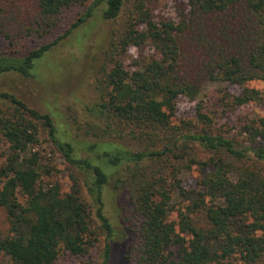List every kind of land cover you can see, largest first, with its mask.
I'll return each mask as SVG.
<instances>
[{"label":"trees","instance_id":"16d2710c","mask_svg":"<svg viewBox=\"0 0 264 264\" xmlns=\"http://www.w3.org/2000/svg\"><path fill=\"white\" fill-rule=\"evenodd\" d=\"M149 1L0 0V37L31 46L0 52V76H33L101 10L111 23L124 17L96 97L81 111L41 113L0 92V137L10 144L0 167L9 222L0 264H56L62 250L84 258L102 238L100 264H264V115L222 131L199 102L198 124L172 122L180 97L196 101L218 82L244 87L240 96L221 92L222 117L264 108V89L246 87L264 83V0H188L179 22L161 23ZM147 44L155 55L128 71L121 55ZM41 135L71 169L69 192L41 183L44 166L31 154ZM193 172L198 188L186 189L183 176ZM110 185L127 197L132 234L108 215Z\"/></svg>","mask_w":264,"mask_h":264},{"label":"rangeland","instance_id":"374dc122","mask_svg":"<svg viewBox=\"0 0 264 264\" xmlns=\"http://www.w3.org/2000/svg\"><path fill=\"white\" fill-rule=\"evenodd\" d=\"M149 6L158 23L163 21L179 22L181 15L188 10V0H150ZM101 11L97 12L96 16L85 22L70 37L46 55L37 69L33 71V76L24 77L17 73L1 75L0 92L15 94L29 107L41 113H47L51 108H54L55 110H62V113L67 115L69 112L64 109L68 107L81 111L84 104L92 103L96 97V81L101 76V68L107 60V54H109L108 43L112 32L116 28H121L124 19L122 16L114 23L105 21L101 19ZM30 47L28 44L11 46L0 37V52L13 53L18 51L24 53ZM154 55V48L147 44L141 48H128L127 52L121 55V59L126 69L133 71L137 61H147ZM246 87L263 90L264 83L254 81L248 83ZM243 90L244 87L228 83L208 84L198 100L191 101L186 97H180L177 100V110L172 122L180 124L181 121L187 120L198 124L197 109L199 102H203V112L213 118L214 127L222 129V131H230L235 128L241 118L263 116L264 108L256 104L239 107L234 111L227 112L224 117L221 116L220 109L218 113L216 112L217 99L221 92L240 96ZM73 115L76 114L73 113ZM9 148L10 144L0 137V167L6 164ZM31 154H37L40 163L44 166L42 184L59 185L63 192L71 190V169L62 156L54 150L47 135H41L39 144L32 148ZM196 176H198L197 172L183 176L186 189L198 188ZM111 189L114 190L112 185L109 186L110 191ZM114 193L111 191L106 198L108 215L117 225L127 227L126 229L131 233L132 229H135L136 218L131 208L127 206V197L123 192H119L118 195ZM119 196L122 197L118 199ZM20 200L24 203L26 198L21 195ZM170 218L176 219L177 216L174 215ZM8 228L7 214L0 207V231L6 232ZM103 247L104 239L102 238L100 243L84 258L72 256L62 250L56 264H100V253Z\"/></svg>","mask_w":264,"mask_h":264}]
</instances>
